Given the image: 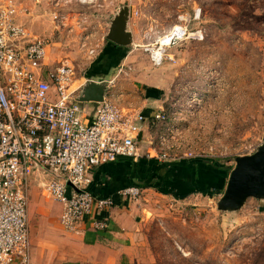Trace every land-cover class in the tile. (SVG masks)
Masks as SVG:
<instances>
[{"label":"rangeland","instance_id":"374dc122","mask_svg":"<svg viewBox=\"0 0 264 264\" xmlns=\"http://www.w3.org/2000/svg\"><path fill=\"white\" fill-rule=\"evenodd\" d=\"M13 1L19 22L49 43L46 62L66 59L81 78L92 73L106 81L124 108L143 102L147 87H156V99L174 122L163 128L149 124L140 155L160 156L163 137L165 163L213 159L232 171L236 158L264 144V0ZM125 7L133 41L116 48L107 36ZM176 171L166 176L163 170L164 179L152 169L146 173L152 187L134 201L142 221L129 263L264 264V202L249 199L238 211L222 212L218 202L225 191L167 194ZM36 198L55 225L44 224L45 236L58 230L62 210L44 190L30 186L33 246L32 221L41 211Z\"/></svg>","mask_w":264,"mask_h":264},{"label":"built area","instance_id":"2783aa9c","mask_svg":"<svg viewBox=\"0 0 264 264\" xmlns=\"http://www.w3.org/2000/svg\"><path fill=\"white\" fill-rule=\"evenodd\" d=\"M18 12L13 0H0V264L30 263L28 181L34 171L50 176L44 188L63 206V229L78 232L91 220L94 231L105 232L103 215L116 200L90 192L91 171L120 158L137 160L141 126L174 122L170 111L146 117L122 107L108 87L103 102H80L82 88L95 80L81 78L66 59L46 62L49 43L32 35ZM164 149L153 158L169 161ZM141 191L126 188L118 197L137 201Z\"/></svg>","mask_w":264,"mask_h":264},{"label":"crops","instance_id":"0c3cea01","mask_svg":"<svg viewBox=\"0 0 264 264\" xmlns=\"http://www.w3.org/2000/svg\"><path fill=\"white\" fill-rule=\"evenodd\" d=\"M106 77L108 78L109 75ZM84 78L91 79L96 78V76H86ZM82 83L84 81H79V85ZM150 86L147 87L144 93L143 102L134 103L131 106H126V108L134 110L136 113H142L146 117L161 110V101L156 99L158 95V92L155 91L156 87L154 85ZM114 92L117 93L116 90ZM124 96L123 94V98ZM148 126V124L141 126L143 133L146 135L150 132ZM143 157L140 155L132 163L126 159H121L115 163L99 166L91 171L92 184L89 188L90 192L96 197L117 199V204L103 215L108 218L109 223V228L105 232L94 231L91 227V220L81 224L78 232L66 231L60 223L63 211L61 205V213L55 221L58 230H55L53 236H45L44 224L49 223L51 225L48 224L49 228H54L55 225L50 223L52 220L49 218L48 211L44 208V203L36 198L41 205V211L32 221L31 234L34 246L30 238L29 264H130L129 255L133 252L132 244L141 228L142 219L140 217H142V211L134 201L122 200L118 197V192L133 187L129 185L140 183L143 176L136 172L138 171L136 166L139 159ZM145 157L153 158L151 155ZM180 165L179 167L184 171L180 173L181 175H176L175 178V183H177L179 189L184 188L189 192L188 194L198 192L205 195L225 191L229 180L228 175L231 173L230 168L215 167L207 161L195 162L187 166L181 162ZM48 180H50V176L45 171H34L29 177L28 185L29 188L31 186L33 189L45 191L44 183ZM169 188L172 189V187ZM135 202H138V200Z\"/></svg>","mask_w":264,"mask_h":264},{"label":"water","instance_id":"95a60500","mask_svg":"<svg viewBox=\"0 0 264 264\" xmlns=\"http://www.w3.org/2000/svg\"><path fill=\"white\" fill-rule=\"evenodd\" d=\"M129 7H125L112 21L107 39L116 46L127 47L132 44L133 36L128 30ZM82 88L79 101L100 103L105 100L107 84L97 78ZM236 166L229 175L224 195L218 202L222 212L238 211L249 199L264 201V144L248 156L236 158ZM69 186H72L68 183Z\"/></svg>","mask_w":264,"mask_h":264},{"label":"trees","instance_id":"16d2710c","mask_svg":"<svg viewBox=\"0 0 264 264\" xmlns=\"http://www.w3.org/2000/svg\"><path fill=\"white\" fill-rule=\"evenodd\" d=\"M87 76H94V75L92 73H89ZM121 159H126L127 161H130V163L133 162L132 158H120L117 161H119ZM202 161H207V162L213 164V166H215V167L216 166H222V165L217 164V162L215 160H213V159H202V158H200V159L194 158V159H191V160L190 159H185V160H181L179 162H172L171 164H169V163L161 162L157 158H149L148 159L147 157H143V158L139 159V161L137 163L138 165L136 166V167H138V171H136V172H139L140 176L142 175L143 178L140 181V183H138L136 185L135 184L134 185H129V186L138 187L140 189L147 188V187H152L151 183L150 184H146L151 179V177H149V178L145 177L146 173L148 172V170L150 171L152 169L153 174L155 176H158V177L160 176L162 179H164L163 178V175H164L163 170L166 172V176H168V172L171 171V170H179V171H176V174H175V177H177L176 175H181L180 173H183V171H184L183 169H181L179 167V166H181L180 165L181 162L184 163V165L187 166V165H191V163H195V162L198 163V162H202ZM113 163H115V162H113ZM136 167H135V169H136ZM145 178H147V180ZM144 179H145V184H142V181ZM173 188H175V189L178 188L179 193L177 194V196L179 198L183 197L184 195L185 196L189 195L188 194L189 192H187L184 188L183 189H179V186L177 185V183H174ZM172 189H170L169 193H167V194H172ZM185 192H187V193L185 194ZM180 194H182V196ZM115 200L117 202V199H115Z\"/></svg>","mask_w":264,"mask_h":264},{"label":"bare ground","instance_id":"6f19581e","mask_svg":"<svg viewBox=\"0 0 264 264\" xmlns=\"http://www.w3.org/2000/svg\"><path fill=\"white\" fill-rule=\"evenodd\" d=\"M156 55H157V54H156ZM158 56H159L160 58L163 57V50H161V52H159Z\"/></svg>","mask_w":264,"mask_h":264},{"label":"flooded vegetation","instance_id":"af4514ba","mask_svg":"<svg viewBox=\"0 0 264 264\" xmlns=\"http://www.w3.org/2000/svg\"><path fill=\"white\" fill-rule=\"evenodd\" d=\"M111 43H112V42H111ZM112 44H113V43H112ZM113 47L119 48V47H121V46H116V45L113 44Z\"/></svg>","mask_w":264,"mask_h":264}]
</instances>
